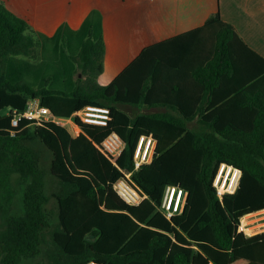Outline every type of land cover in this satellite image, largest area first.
I'll return each mask as SVG.
<instances>
[{"label":"trees","instance_id":"1","mask_svg":"<svg viewBox=\"0 0 264 264\" xmlns=\"http://www.w3.org/2000/svg\"><path fill=\"white\" fill-rule=\"evenodd\" d=\"M28 29L0 1V264H264V232L238 233L244 217L264 211V58L232 25L217 14L151 45L108 85L98 82L99 11L77 31ZM29 100L74 118L80 133L26 119L12 127ZM87 107L108 109L110 121L83 123L75 114ZM111 133L125 142L115 164L98 148ZM150 135L155 158L135 171L139 139ZM221 164L242 178L219 200ZM129 173L148 196L139 206L113 190ZM169 186L188 193L171 220L158 210Z\"/></svg>","mask_w":264,"mask_h":264},{"label":"crops","instance_id":"2","mask_svg":"<svg viewBox=\"0 0 264 264\" xmlns=\"http://www.w3.org/2000/svg\"><path fill=\"white\" fill-rule=\"evenodd\" d=\"M10 8L16 14L28 10L25 18L35 30L33 35L48 37L65 26L79 30L92 12L99 11L105 42L104 72L98 78L101 85L111 83L144 49L192 32L217 14L264 58V0H29ZM136 109L142 112L136 115L150 113L143 107ZM260 213L264 211L252 215Z\"/></svg>","mask_w":264,"mask_h":264},{"label":"built area","instance_id":"3","mask_svg":"<svg viewBox=\"0 0 264 264\" xmlns=\"http://www.w3.org/2000/svg\"><path fill=\"white\" fill-rule=\"evenodd\" d=\"M75 115L83 123L90 125L105 126L110 121V112L106 108L87 107ZM23 119L38 124L52 123L64 128L70 134L72 129L76 132L79 129L74 122V118L65 119L55 116L49 108L41 106L39 100H29L26 110L22 113L14 112L11 122L12 127H18ZM156 147L157 141L152 135L142 136L139 139L133 157L135 171H138L143 166L150 165L153 162ZM98 148L102 154L115 164L116 160L122 155L125 149V142L117 133H111L104 139ZM131 175V173L125 174L123 178L119 179L113 185V190L125 204L129 206H139L148 199V196L134 183ZM241 178L242 172L239 169L228 164H221L213 180V188L217 198L222 200L227 195L235 194L240 187ZM187 197L188 193L182 188L169 186L165 190L164 197L158 206V210L167 220H171L175 216L182 214L186 205ZM253 216L254 215L246 216L241 220L238 227V233L251 236V233H247V231L252 228L249 229L248 226L255 221H249L246 223L245 219Z\"/></svg>","mask_w":264,"mask_h":264},{"label":"rangeland","instance_id":"4","mask_svg":"<svg viewBox=\"0 0 264 264\" xmlns=\"http://www.w3.org/2000/svg\"><path fill=\"white\" fill-rule=\"evenodd\" d=\"M2 1L5 3L4 5H5V7L7 8V10L9 12H11V13H13L15 15H18V16H20V13L21 14L25 13L24 16H23L24 18L21 17V16H20V18L26 20L25 15L28 13V10H25L23 12L20 11V13H17L16 14L15 11H13L10 7L11 6L14 7V3L15 2H19V3H23V4H28V1L29 0H2ZM28 25H29V29H28V32L27 33L33 35V33H34L35 30L31 27V25L29 23H28ZM123 108L127 112H129V113H131L133 115H136L137 113H142L141 111H138L136 108L135 109H131V108L127 107V106H125V107L123 106ZM79 133H80V129H78L77 132L76 131H73V129L71 130V135L72 136H77ZM38 148L42 152L44 168H45V170H48L49 169V165H50V156L45 152V150L43 149L42 146H38ZM263 216H264V213H260V214L254 215L253 217H247L248 219H245V222L246 223L249 222V221H253V222L255 221L254 223L249 224L248 228L249 229L252 228V229L251 230H248L247 233H254V232L262 233L261 230H264V224L262 225V223L264 222V219L259 220L257 218L263 217ZM258 233H256V234H258ZM25 264H39V263H38V260H36V261H33V262H26Z\"/></svg>","mask_w":264,"mask_h":264}]
</instances>
